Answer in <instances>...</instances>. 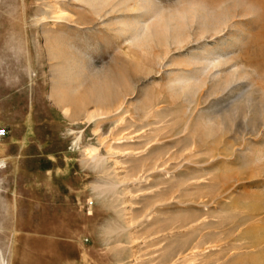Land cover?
<instances>
[{
    "label": "rangeland",
    "instance_id": "1",
    "mask_svg": "<svg viewBox=\"0 0 264 264\" xmlns=\"http://www.w3.org/2000/svg\"><path fill=\"white\" fill-rule=\"evenodd\" d=\"M0 131L2 264H264V0H0Z\"/></svg>",
    "mask_w": 264,
    "mask_h": 264
},
{
    "label": "bare ground",
    "instance_id": "2",
    "mask_svg": "<svg viewBox=\"0 0 264 264\" xmlns=\"http://www.w3.org/2000/svg\"><path fill=\"white\" fill-rule=\"evenodd\" d=\"M233 76H234V75H233ZM234 78H235V77H234ZM234 78L231 77V78H229V80L227 79V80H228L227 82L225 81V83H226V85L224 84V85L226 86V87H225V90H227L228 88H230V87L234 84V81H235ZM96 84H98V82H97ZM96 84H95V85H96ZM90 86H92V85H90ZM97 86H98V85H97ZM219 87H220V86H219ZM100 88H101V85L98 86V90H97V87H96V86H94V87H93L92 89H90L89 91L86 90V93H87V92H88V93L86 94V97H85V98H86V99H87V98H88V99L90 98V100H92L93 98L96 99V98H97V93H99V94H101V95L104 93V92H103V89H102V88L100 89ZM220 88H221V87H220ZM87 89H88V88H87ZM99 89L102 90V91L100 92ZM98 91H99V92H98ZM102 92H103V93H102ZM245 93H246V92H245ZM240 94H241V93H240ZM243 94H244V92H243ZM248 94H249V93H248ZM103 95H104V94H103ZM249 95H250V94H249ZM82 96H83V95H82ZM240 96H241V95H240ZM245 96H246V95H245ZM247 96H248V95H247ZM91 97H93V98L91 99ZM248 97H250V96H248ZM81 98H82V97H81ZM83 98H84V97H83ZM99 98H101V97H99V95H98V99H99ZM102 98H104V97H102ZM235 98H237V97H235ZM241 98H242V97H241ZM245 98H246V97H245ZM94 99H93V100H94ZM98 99H96V100H98ZM242 99H243V98H242ZM93 100H92V101H93ZM96 100H95V101H96ZM101 100H102V99H101ZM101 100H100V101H101ZM100 101L98 100V103H99ZM243 101H244V100H243ZM243 101H242V102H243ZM246 101H247V100H246ZM249 101H250V100H249ZM85 102H86V101H85ZM90 102H91V101H90ZM90 102H89V103L87 102V103L90 104ZM233 102H234V101H233ZM253 102H254V101H253ZM93 103H94V102H93ZM249 103H250V102H249ZM88 104H87V105H88ZM241 104H242V103H241ZM247 104H248V102H247ZM93 105H95V104H93ZM96 105H97V104H96ZM96 105H95V106H96ZM99 105H101V104L99 103ZM234 109H235V108H234ZM93 115H94V114H93ZM91 151H92V150H91ZM91 151H89V152H91ZM93 151H94V150H93ZM93 151H92V152H93ZM92 152H91V154H92ZM88 155H89V154H88ZM98 155H99V154H98ZM91 158L94 159V160L96 161V159L99 158V156H98V157H97V156H92ZM160 159H161V158H160ZM94 160H93V162H94ZM98 160H99V159H98ZM102 160H103V159H102ZM158 161H159V159H158ZM102 163H103V162H102ZM102 163H101V161H100L98 164L101 165ZM94 164H97V163H94ZM149 164H151V163H149ZM146 165H148V164H146ZM146 165H145V166H146ZM149 166H151V165H149ZM119 176H120V175H119ZM116 177H117V176H116ZM116 177H115V178H116ZM111 178H112V177H111ZM111 178H110L109 180H111ZM115 178H114V179H115ZM126 178H127V177L121 175V177L118 178V179H119V181H120V183H121V182H124V181L126 180ZM116 179H117V178H116ZM116 179H115V180H116ZM198 179H200V178H198ZM112 180H113V179H112ZM115 180H113L114 182H113V181H107V182H103V183H101V184H97L96 187H95L96 190H97V192L99 191V192H101L102 194H106V193H109V194H110L111 192H115V193L118 192V190H117L118 183H116ZM116 181H118V180H116ZM126 182H128V180H126ZM122 184H123V183H122ZM119 188H120V187H119ZM116 190H117V191H116ZM116 194H117V193H116ZM99 195H100V194H99ZM108 196H109V195H108ZM111 196H112V195H111ZM116 196H117V195H116ZM124 202H126V201H124ZM123 204H124V203H123ZM130 212H131V211H130ZM118 213H119V212H118ZM123 215H124V214H123ZM126 215H127V214H126ZM121 216H122V214H121ZM121 216H120V217H121ZM120 217H119V219H120ZM121 218H122V217H121ZM120 220H121V219H120ZM121 221H122V220H121ZM126 221H127V224L130 225V223H131L130 219H126ZM123 222H124V221H123ZM123 224H125V223H123ZM123 224H122V225H123ZM122 225H120V223H119V224H114V225H112V227H109V228L107 229L106 233H107L108 235H116V234H119V233H121V232H125L126 229H125ZM130 227H131V225H130V226H127V228H130ZM130 230H131V229H130ZM130 230H129V231H130ZM127 231H128V230H127ZM129 231H128V232H129ZM130 232H131V231H130ZM129 235H130V234H129ZM108 237H110V236H108ZM111 237H112V236H111ZM132 239H134V238H131V240H132ZM133 241H134V240H133Z\"/></svg>",
    "mask_w": 264,
    "mask_h": 264
},
{
    "label": "built area",
    "instance_id": "3",
    "mask_svg": "<svg viewBox=\"0 0 264 264\" xmlns=\"http://www.w3.org/2000/svg\"><path fill=\"white\" fill-rule=\"evenodd\" d=\"M4 136V132L0 131V137Z\"/></svg>",
    "mask_w": 264,
    "mask_h": 264
},
{
    "label": "crops",
    "instance_id": "4",
    "mask_svg": "<svg viewBox=\"0 0 264 264\" xmlns=\"http://www.w3.org/2000/svg\"><path fill=\"white\" fill-rule=\"evenodd\" d=\"M0 244H1V238H0ZM0 255H1V254H0ZM0 264H2L1 256H0Z\"/></svg>",
    "mask_w": 264,
    "mask_h": 264
}]
</instances>
